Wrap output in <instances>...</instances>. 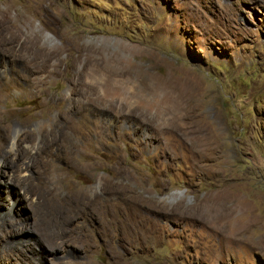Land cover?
<instances>
[{
	"label": "rangeland",
	"instance_id": "rangeland-1",
	"mask_svg": "<svg viewBox=\"0 0 264 264\" xmlns=\"http://www.w3.org/2000/svg\"><path fill=\"white\" fill-rule=\"evenodd\" d=\"M3 125L0 264H264V0H0Z\"/></svg>",
	"mask_w": 264,
	"mask_h": 264
},
{
	"label": "bare ground",
	"instance_id": "bare-ground-1",
	"mask_svg": "<svg viewBox=\"0 0 264 264\" xmlns=\"http://www.w3.org/2000/svg\"><path fill=\"white\" fill-rule=\"evenodd\" d=\"M8 129L9 128L4 126V125L0 127L1 134H4L2 136V138L0 137V185H6L12 189V188H14L15 184L10 180V139H9V135L7 132ZM13 150H14V148L12 147L11 151H13ZM26 169H27V167L24 168V171ZM4 176L7 178L2 179V177H4ZM12 190H13L12 193L14 194V192H16V189L14 188ZM28 190H29V188L25 191V197H27L26 192ZM53 244H54V246H57V243H53Z\"/></svg>",
	"mask_w": 264,
	"mask_h": 264
}]
</instances>
